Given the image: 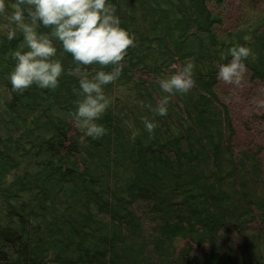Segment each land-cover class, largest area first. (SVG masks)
<instances>
[{
	"label": "trees",
	"instance_id": "1",
	"mask_svg": "<svg viewBox=\"0 0 264 264\" xmlns=\"http://www.w3.org/2000/svg\"><path fill=\"white\" fill-rule=\"evenodd\" d=\"M113 3L136 42L99 138L71 115L76 76L12 91L21 37L0 17V264H264V0ZM237 42L253 55L231 84L217 70ZM187 60L195 85L149 111L157 76Z\"/></svg>",
	"mask_w": 264,
	"mask_h": 264
},
{
	"label": "clouds",
	"instance_id": "2",
	"mask_svg": "<svg viewBox=\"0 0 264 264\" xmlns=\"http://www.w3.org/2000/svg\"><path fill=\"white\" fill-rule=\"evenodd\" d=\"M0 17L8 40L21 37L9 53L15 61L8 73L12 91H23L33 84L56 89L62 74L74 75L78 83L73 88L76 107L71 113L75 123L86 136L105 135L108 129L99 118L112 103L105 86L120 77L128 48L136 42L135 34L122 26L113 0H0ZM57 42L62 49L59 53ZM64 53L71 54L72 66L65 67L60 58ZM222 55L231 59L219 64L217 77L238 84L246 71L245 59L253 55L252 48L237 42ZM90 65L99 67L90 72ZM108 66L110 70H106ZM194 69V62L187 60L172 72L157 76L161 95L155 104L145 105L149 111L167 115L172 95L187 93L195 85ZM141 119L144 130L152 134L158 121L147 115ZM139 131L133 129L132 137Z\"/></svg>",
	"mask_w": 264,
	"mask_h": 264
}]
</instances>
